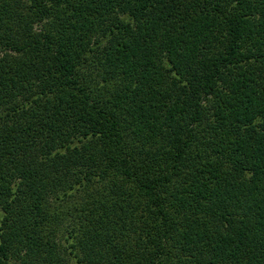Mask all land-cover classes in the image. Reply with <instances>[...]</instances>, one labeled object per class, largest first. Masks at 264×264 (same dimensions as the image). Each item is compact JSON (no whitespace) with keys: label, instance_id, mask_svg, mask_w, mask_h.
Segmentation results:
<instances>
[{"label":"trees","instance_id":"1","mask_svg":"<svg viewBox=\"0 0 264 264\" xmlns=\"http://www.w3.org/2000/svg\"><path fill=\"white\" fill-rule=\"evenodd\" d=\"M0 264H264V0H0Z\"/></svg>","mask_w":264,"mask_h":264}]
</instances>
